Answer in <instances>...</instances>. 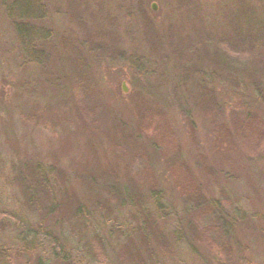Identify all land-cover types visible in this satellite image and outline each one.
Segmentation results:
<instances>
[{
	"label": "rangeland",
	"instance_id": "1",
	"mask_svg": "<svg viewBox=\"0 0 264 264\" xmlns=\"http://www.w3.org/2000/svg\"><path fill=\"white\" fill-rule=\"evenodd\" d=\"M125 243L264 264V0H0V264Z\"/></svg>",
	"mask_w": 264,
	"mask_h": 264
},
{
	"label": "trees",
	"instance_id": "2",
	"mask_svg": "<svg viewBox=\"0 0 264 264\" xmlns=\"http://www.w3.org/2000/svg\"><path fill=\"white\" fill-rule=\"evenodd\" d=\"M21 31H26V28H22ZM23 34H25V33H23ZM245 130H246V128H245ZM39 172H41L43 174L41 168L39 169ZM49 182L51 183V185L47 184ZM52 182H53L52 179H46V177L44 175L39 177L38 187L34 186V189L31 193L29 191V188H27L25 190V196H27L28 203H30V204L33 203V201H35L34 198H36L39 201V209H41L43 207L48 208L50 206H52V208H55V209L57 208V210L60 209L62 205H60V204L56 205L53 201L54 198L56 197L55 194L57 193V190H55L56 188L52 185ZM28 196H30V198H31L30 200L28 199ZM43 202L44 203L48 202V203L44 204ZM125 254L128 257L126 256V258H125ZM119 256L120 257L122 256V258L124 257V259H123L124 263H125V260H128L130 258L133 261H135V260L137 261L135 264H142L140 257L137 258L138 253L136 251H132L129 247V244H127V243L121 245L120 250H119Z\"/></svg>",
	"mask_w": 264,
	"mask_h": 264
},
{
	"label": "water",
	"instance_id": "3",
	"mask_svg": "<svg viewBox=\"0 0 264 264\" xmlns=\"http://www.w3.org/2000/svg\"><path fill=\"white\" fill-rule=\"evenodd\" d=\"M156 7L154 6L153 9H155Z\"/></svg>",
	"mask_w": 264,
	"mask_h": 264
}]
</instances>
